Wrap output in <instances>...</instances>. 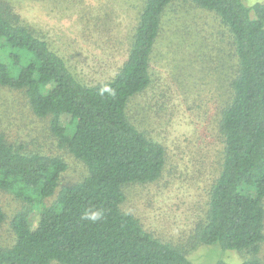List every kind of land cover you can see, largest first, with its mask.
Returning a JSON list of instances; mask_svg holds the SVG:
<instances>
[{
	"label": "trees",
	"instance_id": "16d2710c",
	"mask_svg": "<svg viewBox=\"0 0 264 264\" xmlns=\"http://www.w3.org/2000/svg\"><path fill=\"white\" fill-rule=\"evenodd\" d=\"M176 3L216 16L234 55L217 126L220 161L198 243L255 257L241 264H264L257 258L264 242V3L249 9L242 0H146L126 61L114 78L93 86L79 81L45 38L0 8V87L24 93L32 114L48 119L58 147L86 168L81 182L60 188L63 159L26 153L0 134V191L25 204L11 220L14 240L0 248V264H193L121 210L126 187L154 183L165 168L164 147L128 111L150 86L162 21ZM62 116L69 117L66 125ZM92 211L102 217L86 219ZM4 220L0 207V226Z\"/></svg>",
	"mask_w": 264,
	"mask_h": 264
},
{
	"label": "rangeland",
	"instance_id": "374dc122",
	"mask_svg": "<svg viewBox=\"0 0 264 264\" xmlns=\"http://www.w3.org/2000/svg\"><path fill=\"white\" fill-rule=\"evenodd\" d=\"M145 1L2 0L0 8L45 38L78 80L93 86L114 78L126 61ZM242 3L252 9L264 0ZM250 16L254 18L253 10ZM150 66V86L132 100L128 114L164 147L165 168L154 183L126 187L122 212L133 215L153 237L184 252L193 264H241L255 258L245 251L201 245L197 239L220 161L218 120L235 70L226 28L211 13L176 3L163 18ZM68 122V116L61 117L62 125ZM0 134L26 153L63 159L67 169L60 188L86 175L85 166L58 147L48 119L32 114L22 92L0 87ZM0 207L5 214L0 248H8L14 240L11 220L25 204L0 191ZM38 214L34 210L29 216L32 226ZM257 258L264 262V242Z\"/></svg>",
	"mask_w": 264,
	"mask_h": 264
},
{
	"label": "clouds",
	"instance_id": "9594fccd",
	"mask_svg": "<svg viewBox=\"0 0 264 264\" xmlns=\"http://www.w3.org/2000/svg\"><path fill=\"white\" fill-rule=\"evenodd\" d=\"M102 217V213L100 211H92L89 214H86L85 218L92 220L93 222L99 220Z\"/></svg>",
	"mask_w": 264,
	"mask_h": 264
}]
</instances>
